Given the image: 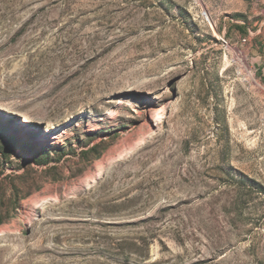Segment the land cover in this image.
I'll return each mask as SVG.
<instances>
[{
  "label": "rangeland",
  "instance_id": "374dc122",
  "mask_svg": "<svg viewBox=\"0 0 264 264\" xmlns=\"http://www.w3.org/2000/svg\"><path fill=\"white\" fill-rule=\"evenodd\" d=\"M227 1L0 0V264H264V75Z\"/></svg>",
  "mask_w": 264,
  "mask_h": 264
},
{
  "label": "crops",
  "instance_id": "0c3cea01",
  "mask_svg": "<svg viewBox=\"0 0 264 264\" xmlns=\"http://www.w3.org/2000/svg\"><path fill=\"white\" fill-rule=\"evenodd\" d=\"M232 4L235 22L230 34L237 43L252 53L255 66L263 71L264 75V25L261 24L264 0H228ZM251 31L253 33H251ZM243 39H247L243 42Z\"/></svg>",
  "mask_w": 264,
  "mask_h": 264
},
{
  "label": "bare ground",
  "instance_id": "6f19581e",
  "mask_svg": "<svg viewBox=\"0 0 264 264\" xmlns=\"http://www.w3.org/2000/svg\"><path fill=\"white\" fill-rule=\"evenodd\" d=\"M164 121V115L162 114V108L161 110L159 111L158 115L155 116V122L157 124H162Z\"/></svg>",
  "mask_w": 264,
  "mask_h": 264
},
{
  "label": "built area",
  "instance_id": "2783aa9c",
  "mask_svg": "<svg viewBox=\"0 0 264 264\" xmlns=\"http://www.w3.org/2000/svg\"><path fill=\"white\" fill-rule=\"evenodd\" d=\"M261 24L264 25V8H263V14H262V19H261ZM251 33H253V32L251 31ZM246 41H247V39H243V42H246ZM223 42L224 43H228L226 36H224Z\"/></svg>",
  "mask_w": 264,
  "mask_h": 264
},
{
  "label": "trees",
  "instance_id": "16d2710c",
  "mask_svg": "<svg viewBox=\"0 0 264 264\" xmlns=\"http://www.w3.org/2000/svg\"><path fill=\"white\" fill-rule=\"evenodd\" d=\"M97 149H98V146L96 145V146L92 147V149H90L88 152H91V151H94V150H97Z\"/></svg>",
  "mask_w": 264,
  "mask_h": 264
}]
</instances>
